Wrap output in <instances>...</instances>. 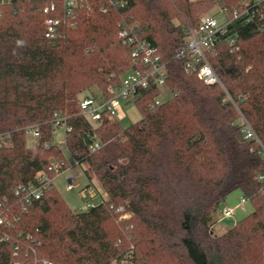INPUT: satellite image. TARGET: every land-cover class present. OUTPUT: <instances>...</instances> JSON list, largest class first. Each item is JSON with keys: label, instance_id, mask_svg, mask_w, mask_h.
I'll use <instances>...</instances> for the list:
<instances>
[{"label": "trees", "instance_id": "trees-1", "mask_svg": "<svg viewBox=\"0 0 264 264\" xmlns=\"http://www.w3.org/2000/svg\"><path fill=\"white\" fill-rule=\"evenodd\" d=\"M125 1L121 7L89 0L92 9L80 10L75 25L50 42L45 22L62 12L43 9L61 7V0H0V202L6 199L13 223L0 225V264L23 259L14 256L20 243L54 264H264V20H237L238 49L221 45L211 60L258 142L245 138L224 90L188 75L176 57L206 5ZM221 4L229 11L243 5ZM124 21L138 23L158 49L173 96L151 110L161 91L150 87L136 102L143 115L137 124L123 128L107 118L93 124L80 115V94L92 86L99 89L95 97L108 93L134 66L118 35ZM57 116L72 127L65 149L78 165L87 164L84 172L107 196L82 213H74L54 186L30 206L15 195L52 161L62 163L61 171L68 168L64 148L53 140ZM31 127L38 128L36 151L28 147ZM95 138L103 146L91 152ZM237 191L253 211L214 234L219 205ZM111 206L130 216L120 221Z\"/></svg>", "mask_w": 264, "mask_h": 264}, {"label": "built area", "instance_id": "built-area-1", "mask_svg": "<svg viewBox=\"0 0 264 264\" xmlns=\"http://www.w3.org/2000/svg\"><path fill=\"white\" fill-rule=\"evenodd\" d=\"M4 1V0H3ZM113 5L124 7L127 4L125 0H110ZM61 7L53 4L45 7L44 13L50 14L61 8L62 15L60 17H48L45 26V38L50 42H55L61 37L63 30L66 27L74 26L80 10L86 7L91 10L92 6L89 0H61ZM106 6L102 7L106 11ZM257 17L264 20V0L245 1L241 8L229 11L221 8L218 14L206 15L200 19L199 24L188 26L185 36V47L177 51L176 57L179 60L185 61V72L188 75H195L207 86H219L225 92L224 102H230L240 113L238 124L242 127V132L246 139L257 140L260 142L254 129L240 112L238 103L233 99L216 70L214 69L211 60L218 55L219 46L228 45L232 50L238 49L239 36L233 28L234 23L242 19L244 24H249ZM119 38L122 43L131 50L133 68L125 72L121 77V82L118 86L111 87L108 93H100L97 97H86L80 101V115L85 117L93 124L100 123L104 119L119 120L123 116L122 106L131 102H136L141 98V91L147 90L150 87H156L160 91L163 87H167L168 67L162 60L158 49L151 45L143 38V31L138 23L120 22ZM162 92V91H161ZM161 95V94H160ZM159 95V96H160ZM159 96L155 102L149 106V109H155L164 103L159 101ZM54 127H65L66 134L72 130L67 120L63 116H57L54 121ZM28 135L38 140V128L31 127L28 130ZM103 146V143L95 138L89 149L91 152H96ZM264 155V150H263ZM78 164V163H77ZM62 163L52 161L45 169L37 173L35 180L28 184L20 185L15 190V195L21 202L27 206L40 200L47 191L52 190L54 178L62 171ZM75 189L73 182L68 183L67 190ZM101 187L92 180L82 190L84 197L87 200V209L90 210L100 204H104L107 199L104 198ZM99 198L98 203L91 200ZM247 200L242 197L240 207L244 208ZM111 209L118 214L119 220L124 221L130 215L125 212L124 207ZM6 199L0 202V225L10 229L13 223L7 217ZM5 212V215L3 214ZM236 208L225 207L222 210L223 217L229 218L234 216ZM21 236V233H19ZM26 240L35 243L36 240L30 236L25 237ZM10 239V234L4 233L2 240L7 242ZM39 244V243H37ZM25 248V250H23ZM14 256L23 257L21 260H16L13 264H54L52 261L38 256L34 246L26 244H17L14 249Z\"/></svg>", "mask_w": 264, "mask_h": 264}, {"label": "rangeland", "instance_id": "rangeland-1", "mask_svg": "<svg viewBox=\"0 0 264 264\" xmlns=\"http://www.w3.org/2000/svg\"><path fill=\"white\" fill-rule=\"evenodd\" d=\"M192 3H203L206 5L205 12L201 15L200 19L206 15H216L222 8L221 2L224 0H189ZM233 3H236L237 0H230ZM244 3L246 0H239ZM175 22L179 23V20H175ZM98 87L92 86L91 88L83 91L80 94V100L86 97H95L98 94ZM161 95L159 96V101L161 103L167 102L172 98L173 93L168 87H163L161 90ZM123 116L119 118V122L123 128H128L132 125L137 124L143 118L141 111L138 109L137 105L134 102L124 104L122 106ZM54 144H57L64 148V154L67 161L68 168L58 174L54 180V187L57 192L61 195L63 200L69 206V208L74 213H82L88 211L86 205L87 200L84 197L82 190L89 184L91 181L89 177L84 172V169H87V164L80 166L77 164L74 156L65 149V140H66V128L61 126L57 127L53 133ZM38 142L36 139L32 138L28 135V147L33 151L37 150ZM95 179V178H94ZM96 180V179H95ZM73 182L75 184V189L72 191L67 190L68 183ZM96 183L100 186V184ZM102 189V188H101ZM105 199L107 196L104 190H101ZM239 194L231 195L226 202H223L219 205L218 210L216 211V224L213 227V232L216 235H221L226 232L228 229L233 227L238 221L244 219L253 211V205L247 201L244 205V208L240 207V201L242 197H238ZM94 203L99 202V198H94L91 200ZM236 208V212L234 216L229 218H224L222 214V210L226 207Z\"/></svg>", "mask_w": 264, "mask_h": 264}, {"label": "crops", "instance_id": "crops-1", "mask_svg": "<svg viewBox=\"0 0 264 264\" xmlns=\"http://www.w3.org/2000/svg\"><path fill=\"white\" fill-rule=\"evenodd\" d=\"M236 193H238V194H239V196H238V197H242V193H241V192L237 191V192H234L233 194H236ZM233 194H231V195H233ZM231 195H230V196H231ZM230 196H229V197H230ZM229 197H228V198H229ZM228 198H227V199H228ZM227 199H226V200H227ZM225 202H226V201H225ZM226 207H228V206H226Z\"/></svg>", "mask_w": 264, "mask_h": 264}]
</instances>
